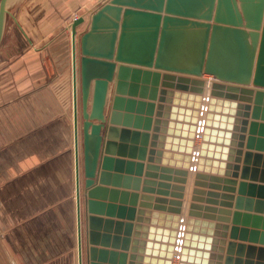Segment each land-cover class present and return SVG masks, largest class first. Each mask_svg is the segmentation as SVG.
Here are the masks:
<instances>
[{"label": "water", "instance_id": "obj_1", "mask_svg": "<svg viewBox=\"0 0 264 264\" xmlns=\"http://www.w3.org/2000/svg\"><path fill=\"white\" fill-rule=\"evenodd\" d=\"M9 1L0 0V46ZM70 26L80 256L83 201L88 264H115L119 255V264H242L245 248L252 252L247 264H264V229L235 221L225 239L236 185L238 206L254 201L247 188L261 193L256 202L264 206V0H107ZM120 134L141 146L127 155ZM135 165L138 176L147 169L146 202L137 218L134 207L121 208L128 210V221L118 222L122 251L110 250L120 242L110 234L115 205L101 195ZM102 222L107 233L99 231ZM239 232L240 240L251 234L250 244L235 241Z\"/></svg>", "mask_w": 264, "mask_h": 264}, {"label": "crops", "instance_id": "obj_2", "mask_svg": "<svg viewBox=\"0 0 264 264\" xmlns=\"http://www.w3.org/2000/svg\"><path fill=\"white\" fill-rule=\"evenodd\" d=\"M106 1H9L0 46V264H88V229L83 201L81 256L78 236L70 25L80 15H85L88 20L89 13ZM86 28V23H83L78 30ZM203 78L210 77L204 75ZM113 89L114 83L111 82L106 112ZM92 93L93 85L90 102ZM135 123V118H132L131 124ZM117 142L128 145L127 155L131 146H141V140L134 141L132 135L123 139L120 134ZM261 164H264V160ZM191 169L185 184L183 217L187 214L194 187V168ZM146 170L144 168L142 176H138L137 165L130 171L124 168L119 172L121 177L108 186L110 191L101 195L106 199V205L109 201L115 205L110 216L113 221L110 234L112 238L119 235L120 242L117 248H112L111 243L110 250L122 251L125 226L118 224L128 221V210L124 213L121 208L134 207L136 218L143 209L146 202L143 192ZM137 177H140V181H137ZM82 185L81 177V195ZM155 188L158 189V186ZM232 194L231 205L227 208L225 239H231L235 221L240 227L262 231L264 220L244 215H264V206L256 202L261 193L257 190L252 193L247 188L244 196L253 197L254 201L245 199L239 206L238 185ZM236 210L242 212L240 217H235ZM107 211L106 206L102 216L104 219H107ZM216 215L218 217L220 214ZM134 223L137 225V220ZM107 227V223L102 222L99 231L107 233ZM136 232L134 226L132 239L136 238ZM240 235L241 232L235 240L237 243L250 244V233L244 240H240ZM238 250L235 247L232 252L234 259ZM226 252L227 245L223 253ZM241 254L242 264H247L245 260L252 256V252L245 248ZM120 259L121 256H117L115 264H119ZM105 263L108 264V259Z\"/></svg>", "mask_w": 264, "mask_h": 264}]
</instances>
